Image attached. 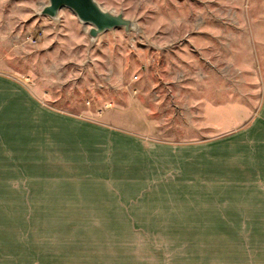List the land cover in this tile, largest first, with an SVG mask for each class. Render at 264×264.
<instances>
[{
  "label": "rangeland",
  "instance_id": "1",
  "mask_svg": "<svg viewBox=\"0 0 264 264\" xmlns=\"http://www.w3.org/2000/svg\"><path fill=\"white\" fill-rule=\"evenodd\" d=\"M96 1L0 0V264H264V0Z\"/></svg>",
  "mask_w": 264,
  "mask_h": 264
},
{
  "label": "water",
  "instance_id": "2",
  "mask_svg": "<svg viewBox=\"0 0 264 264\" xmlns=\"http://www.w3.org/2000/svg\"><path fill=\"white\" fill-rule=\"evenodd\" d=\"M63 8L69 9L82 24L89 26L87 34L91 39L115 28L121 27L125 32L134 28L131 19L121 12L114 13L104 9L96 0H48L40 13L55 18Z\"/></svg>",
  "mask_w": 264,
  "mask_h": 264
},
{
  "label": "crops",
  "instance_id": "3",
  "mask_svg": "<svg viewBox=\"0 0 264 264\" xmlns=\"http://www.w3.org/2000/svg\"><path fill=\"white\" fill-rule=\"evenodd\" d=\"M15 100L16 102L20 100L23 107L25 106L27 112L30 113L27 116L22 115L21 117H65V115L51 111L48 107L44 106L42 102L35 98L30 92H27L22 86L16 84L15 82L6 81V79L0 77V117H13L14 112L12 111L11 114V107L9 104L15 102ZM204 101L205 100L201 99L199 102L200 106H204ZM205 115L203 116L202 113H198L199 117H209L208 114L206 116ZM219 116L220 113L218 112L216 117ZM95 128H102L101 130L106 132L104 126H95ZM108 132L111 131L108 130ZM102 200L108 201V199H101L100 201ZM260 201L264 202V200Z\"/></svg>",
  "mask_w": 264,
  "mask_h": 264
}]
</instances>
